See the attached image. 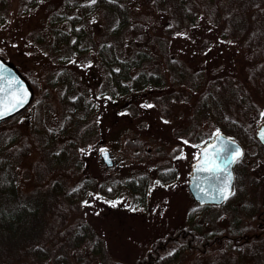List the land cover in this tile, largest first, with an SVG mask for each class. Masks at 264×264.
<instances>
[{"label":"rangeland","instance_id":"obj_1","mask_svg":"<svg viewBox=\"0 0 264 264\" xmlns=\"http://www.w3.org/2000/svg\"><path fill=\"white\" fill-rule=\"evenodd\" d=\"M4 1L0 6V48L5 52V58L30 83L31 80L36 83L39 92L34 102L27 106L25 115L15 122L0 125V159L7 160L6 165L11 168L19 200L28 208L37 206L42 212L34 221L26 219L20 226V233L6 243L9 255L0 249V264H19L18 249L26 245L27 240L49 235L55 212L52 207L56 205L48 200L53 194V184L59 183L66 192L80 185L84 178L93 183V189L88 190L81 201L73 203L77 212L72 211V215H79L82 222L93 230L100 239V250L94 251L91 239L75 245V228H70L56 239L58 243L45 240L40 246L45 256L37 257L40 264H57V255L67 257L64 264H71L74 259L76 264L79 261L82 264H134L155 238L173 234L178 228L193 229L202 235L226 233V229L233 226L236 227L234 230L257 232L250 212L242 211V220L236 224L233 221L236 215L227 205L215 207L210 204L203 209L197 208L198 204L187 189L191 168L198 156L197 149L215 134L213 130L216 129L215 122L201 104L199 91H194L190 77L205 65L212 70L207 77L214 79L207 89H214L217 93L215 80L219 69L231 65L236 70L233 76L241 72L244 50L239 41L231 39L239 20L232 17L224 21L235 10L238 0L216 2L214 13L218 23L206 15L208 5L212 7L215 0L210 4L206 0H193L195 3L174 0L173 12L160 0H117L125 9L127 21L124 25L118 23L114 10L105 5H98L86 13L78 5L67 13L80 17L76 27H81L83 34L76 48L72 46L75 40L72 35L59 49L53 48L52 32L42 18L48 0H33L32 4L29 0ZM58 1L62 5L58 7L60 12H63L65 2H91ZM190 9L193 10L194 24L185 17V12ZM178 25L181 28L176 30L174 26ZM184 25L190 27L182 30ZM57 26L70 27L67 22H59ZM224 29L230 34L223 36ZM246 38L243 42H247ZM103 43H111L116 53L126 59L136 57L137 52H145L147 55L140 61V68L148 72L159 71L167 79V85L147 88L135 98L117 93L99 58L98 48ZM170 61L176 62L177 67H172ZM215 69L218 71L214 72ZM59 70L69 72L70 89L66 88L65 82L57 80ZM205 82L206 77L203 84ZM32 88L34 92L33 85ZM219 89L221 103L233 101L234 94L229 86ZM78 94L83 98L84 106L77 110L70 125L63 126L69 108H72L69 102ZM258 101L264 108V101ZM149 104L152 107H142ZM164 104L171 120H165L161 113ZM225 111L242 122L246 120L236 103ZM37 112L42 128H37L41 127L35 120ZM254 116L260 122L264 119V112L256 111ZM184 139L190 141L185 143ZM127 140H138L144 153L139 152V147L130 152L125 145ZM167 145L168 150L162 148ZM101 149L109 151L113 160L111 166L103 162ZM59 151L62 154L54 155ZM166 154L172 155L171 161ZM247 154L244 157L243 153L238 160L239 189L263 215L264 154L256 146L247 147ZM168 167L175 170L176 179L160 184L158 172ZM57 171L63 175L59 176ZM141 176H146L154 185L147 187L144 204L137 205L134 195L123 182ZM117 185L119 188L112 198L93 191L99 190L100 186L109 190ZM63 214L58 211L61 223ZM56 244L57 249L51 253ZM2 245L0 240V248ZM77 247L82 249L79 259ZM226 250V253L213 250L205 254L195 251L189 254L183 245L171 244L164 256L176 254L166 264L264 262V238L247 246L245 251L250 260L241 261L238 250ZM231 257L237 261L228 260Z\"/></svg>","mask_w":264,"mask_h":264},{"label":"trees","instance_id":"obj_2","mask_svg":"<svg viewBox=\"0 0 264 264\" xmlns=\"http://www.w3.org/2000/svg\"><path fill=\"white\" fill-rule=\"evenodd\" d=\"M180 1L183 2L185 0ZM191 1L195 3L193 0ZM206 1L208 4L211 2V0ZM217 1L218 0L214 1L215 3L212 7L208 5V12L206 14L210 19H215V23H218L217 16L214 13L217 10L215 6ZM4 2V0H0L1 7L4 5ZM58 2V0H48L49 5L44 8V16L42 17L46 21V28H49L52 32V45L54 49H59L60 45L67 43L72 35H75V40L72 41V46L74 48L77 47L79 38L83 34L81 27H76L80 21V17L76 14L67 13V10H73L78 5H80L79 7L84 13L94 10L98 5H105L114 10L119 24L124 25L127 21L125 9L117 0H96L95 3L88 2L79 4H70L69 2H65V5H63V12H60L58 7H61L62 5H59ZM160 2H162V5H165L169 11L173 12L172 10L175 8L174 0H160ZM29 3L32 4L33 0H29ZM195 5H200V3H196ZM31 6H36L37 8L39 5ZM235 7V10L231 11L224 21L227 22L228 19H231L232 17L238 18L237 21L239 20L236 29L233 31L235 33H233L234 35L231 39L232 41H239L242 49L244 50V61L240 68L241 72L238 71L237 75L233 76L232 73L234 74L236 70L233 66L231 67V65L226 68L223 67L222 69H219L220 72L217 74L218 78L215 80L218 83L217 93L214 89L213 91H209L207 89L214 79L212 76L209 77L212 70L207 69L205 65H202L200 70L193 73L190 80H192L191 85L193 88L195 87L194 91H199L198 96L201 97V104L216 124V129L213 130L214 133L216 134L217 130H219V133H224L228 137L238 141L244 148V157H246L248 155L247 147L250 146H256L258 151H262L264 154V146L258 142L255 136L256 128L260 125L263 119L259 122V120L254 116L256 115V111L264 112L263 106H260L258 103V100L264 101V27L262 26L264 24V0H238ZM192 12L193 10L191 9L185 12V17L190 20V23L194 22ZM47 18H50L49 21L46 20ZM59 22H67L70 27L68 29L59 27L57 26V23ZM174 27H176V30L181 28L179 25ZM189 27L190 25H184L182 30H186ZM229 34L230 33L226 32V30L223 32V36H227ZM244 38L247 39V42H243ZM0 54L6 57L5 52L1 48ZM98 54L104 67L109 72L113 86L119 94L135 98L147 88L152 86L163 87V85H167L168 83L167 79H164L159 71L148 72L140 68V61L147 55L145 52H137L136 57L126 59L120 57L116 53L114 46L111 43H103L98 48ZM170 65H172V67H177L176 62L173 61H170ZM216 71H218V69L214 70V72ZM208 72L209 75L207 77L206 74ZM69 76V72L66 70H59L57 74V80L65 82L67 85L66 88L68 89H70L71 84ZM243 76L245 77L243 78ZM205 77L206 82L203 84ZM31 84L34 87V96L31 101L32 104L39 92V89L33 80H31ZM225 86H229L231 88V92H233L232 94H234L232 102L227 103L225 101V103H221L219 100V88ZM244 99H247V101L244 102ZM69 103L72 108H69V115L65 119L63 126L70 125L76 116L77 110L84 106L83 98L79 94L76 95V97ZM232 103L240 105V109L241 111L243 110V115L246 118V120L244 119L245 121L242 122L236 119L235 116L228 115V113H226L225 108H230ZM161 105L163 106V104ZM162 106L161 113L164 115L165 120H171L170 114L167 115L165 104L164 107ZM26 111L27 108L23 109L11 118L0 122V125L7 122L17 121L21 116L25 115ZM35 120L39 125H41L42 121L38 112L35 114ZM42 127L44 126L41 125V127L37 128ZM178 140L183 139L178 138ZM184 140L188 142L190 141L189 139ZM125 145L130 152L134 149V147H139V152L145 151L141 150L142 148H140L141 146L138 140H127ZM162 148L168 150V145ZM60 154H62L61 151L54 153L56 156H59ZM133 154H137L136 151H133ZM166 158H168V161H171L172 155L170 156L169 154H166ZM6 163L7 160L0 159V240L2 241V244H4L0 249L4 250L7 252V255H9V246L6 243H10L9 240H11L13 236L20 233V226L26 219L34 221L37 217H39L42 209L39 211L37 206L28 208L26 204L19 200L15 178L11 172V168H9ZM239 167L240 161H237L234 165L235 178L233 190L231 195H229V198L224 200L219 205L213 204L215 207L227 205L231 208L230 211L236 215L233 220L236 224L239 220H242V211L250 213L257 211L255 205H253V203L247 199L246 194H243L239 189V176L237 172V168ZM57 172L59 176L63 175L60 171ZM158 179L160 184H168L175 181L176 172L170 167L162 169L158 172ZM262 179L263 178L260 180ZM123 183L134 195L137 205L144 204L147 195V187H153L154 185L153 181H148L146 176H141L136 179L128 178ZM92 184L93 183H91L89 179L84 178L80 185H77L73 189L66 192H63L59 183L53 184L51 189L53 194L49 196L48 200L53 203L56 202V205L52 207L55 209V212H53L51 218V223L53 225L49 229L50 233L49 235L43 234L33 240H27L26 245L18 249L19 257H21L18 261L19 264H40L37 257L45 256V252L40 246L48 239L54 243H58L56 239L63 236L70 228H75L73 236V243L75 245H79L80 243L83 244L91 239V245L94 251L97 252L100 250V239L95 235L93 230L82 222L83 219L79 215H72V211L77 212L73 207V203L76 204L81 201L86 196L88 190L93 189ZM118 188L119 187L117 185L107 190V188L100 186L99 190L94 189L93 191H98V193L112 198L116 194ZM194 202L198 204L197 208L200 209L206 208L210 205L200 204L196 200H194ZM59 210L64 212L62 223L58 221L57 215ZM43 213L45 214V210ZM70 218H72V220L67 222ZM233 227L227 228L226 233H211L209 235L199 234L193 229L188 230L186 228H178L173 232V234H165L164 236L155 238L150 243L148 249L139 258H137V260H135L134 264H166L170 258L175 257L176 255L173 253L172 256H164L171 244L183 245L189 250V254H192V251L205 254L213 250L223 251L226 253V248H229L232 249L233 252H236L237 250L241 252V256L239 258L241 261L250 260L245 251L247 246L252 244L254 241L263 239L264 234L251 231L247 232L245 230H234L236 227ZM57 246L58 245L56 244L54 248H51V253L57 249ZM66 250L70 253L68 248H66ZM81 253V247H77V259L81 257ZM218 257H222V255H219ZM223 257H225V255H223ZM235 259L231 257L228 260L235 262L237 261ZM55 262L57 264L67 263V257L64 255H57L55 257ZM9 263L10 262H5V264ZM71 264H76V259L71 261ZM78 264L82 263L79 261Z\"/></svg>","mask_w":264,"mask_h":264},{"label":"water","instance_id":"obj_3","mask_svg":"<svg viewBox=\"0 0 264 264\" xmlns=\"http://www.w3.org/2000/svg\"><path fill=\"white\" fill-rule=\"evenodd\" d=\"M0 74H2L4 77V83H7L12 78H15L21 84H23L24 88L27 89L28 92L27 103H25L22 107H19L17 110L12 112L11 115H7L3 119H0L1 122L25 109L31 102L34 92L32 85L27 80V78L18 70V68L15 65H13L10 61L4 58L1 54H0ZM262 132H264V121L257 127L255 133L257 140L264 145V139H262L261 137ZM219 135H220L219 140L216 138V135H214L210 140H208L198 148V158L191 169V174L188 179L187 189L191 197L200 204H219L222 201H224V199L219 195L218 189L225 182V176L227 175V172H230L232 176L231 181H228L230 193L232 192L233 180H234V174H233L234 163L230 165L224 164V157L226 153H224L223 151L219 152L220 159L217 161V163L221 164V166L223 167H226L227 172L221 173L218 177L210 178L208 172L197 171V167L199 166L200 159L203 156L204 149L207 148L208 153L212 154L225 146H227L230 149H234L238 147L243 153V147L240 145V143H238L236 140L232 138H229L227 135L223 133H219ZM229 141L233 143L229 144L228 143ZM104 150H105L104 153L100 152L102 160L107 166H111L113 164V160L110 156V153L107 149Z\"/></svg>","mask_w":264,"mask_h":264},{"label":"snow or ice","instance_id":"obj_4","mask_svg":"<svg viewBox=\"0 0 264 264\" xmlns=\"http://www.w3.org/2000/svg\"><path fill=\"white\" fill-rule=\"evenodd\" d=\"M96 0H91V3H95ZM28 100V92L27 89L24 88L23 84H21L15 78H12L7 83H4V77L0 74V119H3L7 115H11L12 112L17 110L19 107H22ZM142 107H152V105H142ZM262 139H264V132L261 133ZM216 138L219 140V130L216 132ZM187 143V141H185ZM233 143L231 141L228 142ZM102 153L105 152L104 149L100 150ZM223 151L226 153L224 157V164L230 165L239 160V158L243 155L241 150L236 147L234 149H230L227 146L222 147L215 153L209 154L207 148L204 149L203 156L200 159L199 166L197 167V171H205L208 172L211 177H218L221 173L227 172V168L221 166V164L217 163L220 159L219 152ZM232 176L230 172H227L225 176V182L218 189L219 195L227 200L229 195H231L229 191L228 181H231ZM203 190V189H201Z\"/></svg>","mask_w":264,"mask_h":264},{"label":"flooded vegetation","instance_id":"obj_5","mask_svg":"<svg viewBox=\"0 0 264 264\" xmlns=\"http://www.w3.org/2000/svg\"><path fill=\"white\" fill-rule=\"evenodd\" d=\"M234 178H235V173H234ZM261 202H262V206L264 207V195L262 196ZM261 213L262 212L255 211L254 213H251L249 216L254 217L255 228L257 233L264 234V214L262 215Z\"/></svg>","mask_w":264,"mask_h":264}]
</instances>
